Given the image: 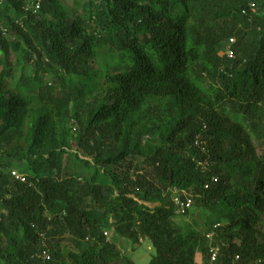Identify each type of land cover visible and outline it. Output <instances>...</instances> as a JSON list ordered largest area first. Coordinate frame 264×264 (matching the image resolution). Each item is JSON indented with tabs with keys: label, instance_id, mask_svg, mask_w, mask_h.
<instances>
[{
	"label": "trees",
	"instance_id": "1",
	"mask_svg": "<svg viewBox=\"0 0 264 264\" xmlns=\"http://www.w3.org/2000/svg\"><path fill=\"white\" fill-rule=\"evenodd\" d=\"M120 239L264 264V0H0V264H135Z\"/></svg>",
	"mask_w": 264,
	"mask_h": 264
},
{
	"label": "clouds",
	"instance_id": "2",
	"mask_svg": "<svg viewBox=\"0 0 264 264\" xmlns=\"http://www.w3.org/2000/svg\"><path fill=\"white\" fill-rule=\"evenodd\" d=\"M233 43H234V39H231L230 43L226 47L225 52L222 53L221 56L227 55L228 58H234V51L232 49V44ZM203 144H204V142L200 139V137L197 138L195 146L197 147V146H200V145H203ZM75 151L77 152V149L74 150V152ZM87 159H90V158H87ZM12 176L15 177V179L18 180V181H21V182H25L26 181V176L24 174L16 171V170L12 172ZM22 179H24V181H22ZM212 182H216V179H213ZM209 186L210 185L207 184L205 186V189H209ZM183 196L184 195L182 193H179L177 191H173V194L170 195V200H171L172 204L175 207V212H176L177 217L185 219L189 215L192 216L191 211H192L193 201L188 196H184V198H183ZM176 200H178V202H176ZM157 205H159V204H157ZM140 241H141L140 243H142V244L144 243L143 239H141ZM145 242H146L145 243L146 245L149 244L150 248L152 247V249H153V246L150 244V242H147V241H145ZM214 251H215V253H214L213 257H212L213 261L215 260V257L217 255L216 254L217 250H214ZM49 257H50L49 251L43 252L42 258H43L44 263H47V261H49ZM261 263H262L261 260H255L253 262H246V263L243 261L241 263L240 255H234V257L232 258V264H261Z\"/></svg>",
	"mask_w": 264,
	"mask_h": 264
},
{
	"label": "rangeland",
	"instance_id": "3",
	"mask_svg": "<svg viewBox=\"0 0 264 264\" xmlns=\"http://www.w3.org/2000/svg\"><path fill=\"white\" fill-rule=\"evenodd\" d=\"M32 2V1H31ZM14 58L12 57V60ZM89 68L92 69L93 67V63L91 62L88 65ZM76 150V149H75ZM78 150V149H77ZM80 152V151H77ZM18 170H25L23 165H19L18 166ZM160 205V204H159ZM159 205H151L152 207H157ZM150 206V205H149ZM189 215L188 217L184 218H178V223H190L193 224V220H197L198 223L200 224V227L197 228L200 231H204V219L202 215ZM194 225V224H193ZM141 242V241H140ZM138 243L137 245L133 246V242L130 241H126V240H118L116 243L123 248L124 252H126L127 254H129L130 258L133 260V262L135 264H148L151 260V257L153 256L152 254H154V250L152 249V247L150 248L149 244H145L146 242L144 241V243ZM144 245V246H143ZM67 247L71 248L72 250H75L72 245H67ZM149 248V249H148Z\"/></svg>",
	"mask_w": 264,
	"mask_h": 264
},
{
	"label": "built area",
	"instance_id": "4",
	"mask_svg": "<svg viewBox=\"0 0 264 264\" xmlns=\"http://www.w3.org/2000/svg\"><path fill=\"white\" fill-rule=\"evenodd\" d=\"M22 181H24V179H22ZM176 202H178V200H176Z\"/></svg>",
	"mask_w": 264,
	"mask_h": 264
}]
</instances>
